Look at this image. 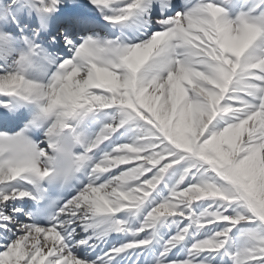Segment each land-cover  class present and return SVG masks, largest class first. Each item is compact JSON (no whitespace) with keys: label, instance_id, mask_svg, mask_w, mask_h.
Wrapping results in <instances>:
<instances>
[{"label":"snow or ice","instance_id":"1","mask_svg":"<svg viewBox=\"0 0 264 264\" xmlns=\"http://www.w3.org/2000/svg\"><path fill=\"white\" fill-rule=\"evenodd\" d=\"M0 264H264V0H0Z\"/></svg>","mask_w":264,"mask_h":264}]
</instances>
